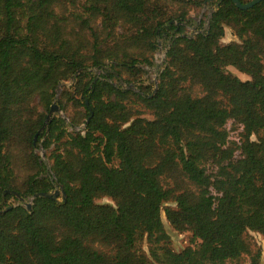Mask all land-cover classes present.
Instances as JSON below:
<instances>
[{
  "label": "trees",
  "instance_id": "1",
  "mask_svg": "<svg viewBox=\"0 0 264 264\" xmlns=\"http://www.w3.org/2000/svg\"><path fill=\"white\" fill-rule=\"evenodd\" d=\"M206 1L0 0V264H154L145 235L175 264L262 263L264 0H214L191 35ZM163 38L154 93L143 76ZM58 95L71 123H47ZM44 174L68 199L28 209ZM164 216L193 243L170 248Z\"/></svg>",
  "mask_w": 264,
  "mask_h": 264
},
{
  "label": "rangeland",
  "instance_id": "2",
  "mask_svg": "<svg viewBox=\"0 0 264 264\" xmlns=\"http://www.w3.org/2000/svg\"><path fill=\"white\" fill-rule=\"evenodd\" d=\"M215 7H216V3L214 0H207L203 6L193 7L191 9V16L194 18L195 21H194L192 26L188 27V33L192 35V34L196 33L199 29H206L209 26L210 17L212 15ZM233 40H239V38L237 35L234 34V31L231 28H227L226 36L223 38V41L227 43V42H230ZM168 45H169V42H168L167 38L161 39L160 48L157 51L156 56H155V65L145 67L147 69V71L143 76V80L147 84H151V83L156 84L158 82V77H159L160 71L163 69L165 61H166V52L168 49ZM229 70L238 74L243 79L249 78L247 74L240 72L239 70H237L233 66H230ZM94 72L96 75L101 76L104 73V70L94 69ZM124 77H125V75H124ZM75 82H76V77L73 78V81H71V82L68 81L65 83H66L67 87L72 88L71 85H73ZM116 82L125 88H131V89L133 88L135 90L139 89L138 83L137 84H129V83H127V81L124 80L123 77H122V79H119ZM58 97H59V99L55 102V104H57L61 108V110L53 112L52 117H54V116L63 117L67 120L68 123H71V116L73 113L72 105H71V103L65 102V106H64V108H62V106L60 104L61 96L58 95ZM84 101L86 102V99ZM84 127H85L84 124L80 125V126H74V127H71V125H70V130L78 131V130L83 129ZM232 136L235 137L236 132H232ZM37 152L39 154H41L42 158L47 162V165L51 168L53 161L48 156L50 151L46 150L43 147H39V148L37 147ZM40 178H41V183L38 185V189L40 191L47 190L49 192H53L57 188H59V184L57 182H55L56 180L54 177L47 176L44 174ZM32 199L33 198L30 197L27 199L26 202L32 201ZM60 199H62V193H61ZM11 201H15V200L12 199ZM100 201L111 202V199L106 197V198H101ZM164 222H165L166 228L169 231L171 238H172L170 248L172 247L178 251H181L184 247L193 243L192 242L193 241V235L191 232H185V233L178 232L177 230H175L170 225L166 216H164ZM250 235L262 247L264 246V236L262 234H260L258 232H251ZM139 244L142 247L146 248L148 251H151V249L154 248V250L157 252V258L154 259V264H175L168 258L167 254H166V248L169 246L163 247L164 246L163 243H150L147 241L146 235L140 240ZM232 264H250V258L245 256L241 260H234L232 262ZM261 264H264V259H263Z\"/></svg>",
  "mask_w": 264,
  "mask_h": 264
},
{
  "label": "water",
  "instance_id": "3",
  "mask_svg": "<svg viewBox=\"0 0 264 264\" xmlns=\"http://www.w3.org/2000/svg\"><path fill=\"white\" fill-rule=\"evenodd\" d=\"M235 2V4L239 7V8H242V9H249V8H252L254 7L256 4L260 3L261 1L263 0H250L248 2H243L242 0H233ZM180 24V23H179ZM201 31V30H198V32ZM161 45V43H160ZM75 78V77H74ZM158 89V82L156 83V87H155V90H154V93L157 91ZM86 99V104L90 107V100L89 98H85ZM61 108L57 105V104H54L51 108V111L50 113L48 114V119H47V123L50 122L52 120V114L53 112H56V111H60ZM45 126L41 129V131H39L36 136H35V144L37 145L38 144V139H39V135L40 133L44 130ZM9 191V190H7ZM18 197L20 200H24V198L21 196L20 193H18L17 191H13ZM61 193H62V199H60V196H61ZM40 196H45V197H48V198H52V199H57V200H63V201H67L68 199V194L65 190L62 189L61 186H59V188H57L55 191L53 192H49V191H39L37 192L34 196H33V199L36 198V197H40ZM33 199L32 201H29V202H25V205L28 209H32V206H33ZM12 206L8 207V208H11Z\"/></svg>",
  "mask_w": 264,
  "mask_h": 264
}]
</instances>
